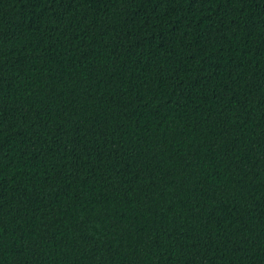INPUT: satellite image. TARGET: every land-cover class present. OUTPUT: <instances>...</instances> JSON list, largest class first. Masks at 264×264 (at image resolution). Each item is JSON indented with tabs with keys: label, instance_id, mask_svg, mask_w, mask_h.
I'll return each mask as SVG.
<instances>
[{
	"label": "trees",
	"instance_id": "1",
	"mask_svg": "<svg viewBox=\"0 0 264 264\" xmlns=\"http://www.w3.org/2000/svg\"><path fill=\"white\" fill-rule=\"evenodd\" d=\"M0 264H264V0H0Z\"/></svg>",
	"mask_w": 264,
	"mask_h": 264
}]
</instances>
